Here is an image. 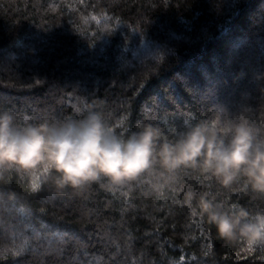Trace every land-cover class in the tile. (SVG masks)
Wrapping results in <instances>:
<instances>
[{"label":"trees","instance_id":"16d2710c","mask_svg":"<svg viewBox=\"0 0 264 264\" xmlns=\"http://www.w3.org/2000/svg\"><path fill=\"white\" fill-rule=\"evenodd\" d=\"M214 106L264 126V0H0V109L37 121L91 109L121 135L150 123L175 140ZM150 184L33 191L5 173L0 264H264V247L221 239L198 208L207 193L264 211L243 180L225 189L184 169Z\"/></svg>","mask_w":264,"mask_h":264},{"label":"clouds","instance_id":"9594fccd","mask_svg":"<svg viewBox=\"0 0 264 264\" xmlns=\"http://www.w3.org/2000/svg\"><path fill=\"white\" fill-rule=\"evenodd\" d=\"M213 109L209 118L186 124L175 140L150 123L121 135L103 113L91 109L79 118L38 121L0 109V179L16 171L32 184L51 182L57 191L79 192L102 178L110 187H122L147 177L158 192L181 170L195 169L225 189L243 180L264 196V126L222 106ZM196 196L185 194L189 208ZM198 208L221 239L243 242L250 250L264 247V211L225 205L207 193L199 196Z\"/></svg>","mask_w":264,"mask_h":264},{"label":"snow or ice","instance_id":"6c2138e0","mask_svg":"<svg viewBox=\"0 0 264 264\" xmlns=\"http://www.w3.org/2000/svg\"><path fill=\"white\" fill-rule=\"evenodd\" d=\"M39 187H40V185H38L36 182H33V184H32V189H33V191L38 190ZM23 211H24L23 209H20V210H19L20 213H23Z\"/></svg>","mask_w":264,"mask_h":264}]
</instances>
